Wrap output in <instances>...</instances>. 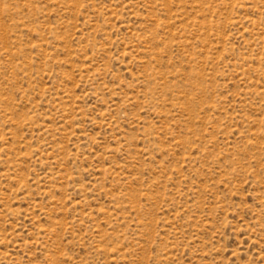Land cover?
Segmentation results:
<instances>
[{
  "label": "rangeland",
  "instance_id": "rangeland-1",
  "mask_svg": "<svg viewBox=\"0 0 264 264\" xmlns=\"http://www.w3.org/2000/svg\"><path fill=\"white\" fill-rule=\"evenodd\" d=\"M0 264H264V0H0Z\"/></svg>",
  "mask_w": 264,
  "mask_h": 264
}]
</instances>
